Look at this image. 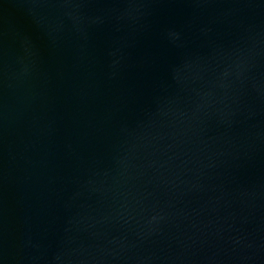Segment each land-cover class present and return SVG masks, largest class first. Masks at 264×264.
<instances>
[{"label":"water","instance_id":"obj_1","mask_svg":"<svg viewBox=\"0 0 264 264\" xmlns=\"http://www.w3.org/2000/svg\"><path fill=\"white\" fill-rule=\"evenodd\" d=\"M0 264H264V0H0Z\"/></svg>","mask_w":264,"mask_h":264}]
</instances>
